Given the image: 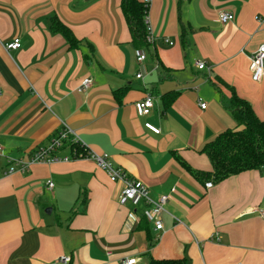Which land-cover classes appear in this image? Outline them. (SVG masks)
Wrapping results in <instances>:
<instances>
[{"label": "crops", "instance_id": "obj_1", "mask_svg": "<svg viewBox=\"0 0 264 264\" xmlns=\"http://www.w3.org/2000/svg\"><path fill=\"white\" fill-rule=\"evenodd\" d=\"M220 13L234 20L223 25ZM147 17L154 39L147 74L137 79L140 50L121 0H0L4 155L28 158L65 127L84 148L77 153L65 144L57 155L70 161L34 164L26 173L7 175L0 160V264L61 257L67 264H264V170L207 187L184 166L212 170L202 150L236 128L227 110L233 92L264 120V80L254 82L249 71V57L264 44V0H151ZM54 18L79 48L53 31ZM16 38L21 49L8 51ZM85 79L92 83L83 90ZM170 93L177 97L167 106L162 97ZM149 95L154 108L139 116L135 106ZM94 155H108L143 182L153 201L170 196L163 231L143 200L120 203L124 185L112 182Z\"/></svg>", "mask_w": 264, "mask_h": 264}, {"label": "trees", "instance_id": "obj_2", "mask_svg": "<svg viewBox=\"0 0 264 264\" xmlns=\"http://www.w3.org/2000/svg\"><path fill=\"white\" fill-rule=\"evenodd\" d=\"M121 10L129 28L134 48L145 51L148 56L151 45L148 42L149 30L146 25L148 8L145 6L144 0H121ZM52 29L55 33L63 36L71 48L81 46V42L71 30L56 18L52 20ZM184 35L185 30L183 37ZM114 93L120 99L118 96L121 95L122 89L116 90ZM176 97V93H170L162 98L165 105L168 106ZM227 110L232 114L236 128L220 134L202 150V153L209 159L212 170L209 172L192 170L190 166L184 164L187 170L206 186L207 184H219L232 176L245 172L264 170V120H261L250 103L236 92H233ZM65 144H71L72 149L77 153L84 151L82 145L79 142H73L72 138ZM143 221H145L144 228L149 232L146 220ZM149 239L151 240V238ZM150 264H187V262L185 259H151Z\"/></svg>", "mask_w": 264, "mask_h": 264}, {"label": "built area", "instance_id": "obj_3", "mask_svg": "<svg viewBox=\"0 0 264 264\" xmlns=\"http://www.w3.org/2000/svg\"><path fill=\"white\" fill-rule=\"evenodd\" d=\"M145 6L148 8L151 4V0L144 1ZM220 22L225 25L234 20V15L228 13H220L219 14ZM146 25L149 30L148 42L151 43L154 39L151 34L148 17H146ZM172 44V43H170ZM22 44L20 38H16L12 43L7 45L8 51H16L21 49ZM147 53L145 51H140L137 54V62L141 66V71L137 75V79H142L145 74H147L144 63L147 60ZM249 71L251 74V78L254 82H261L264 80V44L261 45L258 52L251 55L249 57ZM197 68L199 70H208L206 64L199 62L197 63ZM92 83L91 79H85L83 82V90H86L90 87ZM136 111L139 116H148L152 109L154 108V98L152 96H147L143 101L139 102L135 106ZM207 105L205 103H201V109L205 110ZM147 129H149L154 134H160L161 130L150 123L145 125ZM72 138L73 142H78L76 135L68 128L65 127L61 130L58 135L54 136L51 140L50 144L46 147H41L37 149L35 152L31 153L28 158H10L4 155V148L0 144V160L2 158L5 159V163L7 164V172L6 174H13L15 172L26 173L30 170L31 166L34 164H52L58 162H68L71 159L68 157H59L57 153L63 149L65 146V142ZM95 162L105 171H107L110 180L114 183H122L124 185V189L120 196V203L122 205L127 204L128 202H133L137 200H143L150 207V216L153 219L155 229L157 231H163V222L161 220V214L165 211V206L167 205L170 196L163 195L157 201H153L149 197V191L146 185L139 181L130 178L124 171H121L118 168H115L109 161L108 155H94L91 157ZM1 165V164H0ZM212 184H207V187ZM47 189L53 190L54 183L52 181L47 182ZM261 218L264 220V209L259 211ZM55 264H67L70 262L69 257H61L59 258ZM121 264H137V259L135 258H127L122 261Z\"/></svg>", "mask_w": 264, "mask_h": 264}, {"label": "water", "instance_id": "obj_4", "mask_svg": "<svg viewBox=\"0 0 264 264\" xmlns=\"http://www.w3.org/2000/svg\"><path fill=\"white\" fill-rule=\"evenodd\" d=\"M49 212H51V211H49Z\"/></svg>", "mask_w": 264, "mask_h": 264}]
</instances>
